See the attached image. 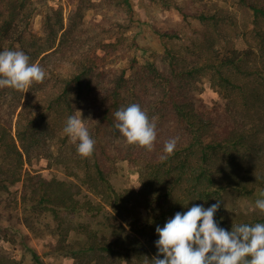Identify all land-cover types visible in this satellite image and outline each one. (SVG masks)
<instances>
[{"label":"trees","instance_id":"obj_1","mask_svg":"<svg viewBox=\"0 0 264 264\" xmlns=\"http://www.w3.org/2000/svg\"><path fill=\"white\" fill-rule=\"evenodd\" d=\"M104 1L111 11L123 9L127 23L114 25L124 33L84 50L79 43L84 36L72 26L78 5L80 12L89 10L91 0L77 1L68 26L62 10L46 12L40 31L36 19L41 12L34 0H0V51H23L46 72L42 83L25 91L0 89V205L10 213L22 205L26 212L90 216L104 224V232L112 230L114 238H108L88 224L73 228L61 221L53 235L59 241L57 252L67 256L88 264H123L115 260L132 254L152 264L158 252L156 227L177 212L194 204L208 208L219 200L214 219L231 231L236 224L228 214L230 198L250 197L264 187V0L247 4L253 19L250 29L244 24L246 49L238 48L233 38L212 45L205 56L166 46L164 68L157 66L153 53L144 63L135 55L146 48L140 47L138 34H128L138 22L132 0ZM221 14L218 10L198 18L216 25L224 21ZM156 33L172 41L180 38L173 32ZM121 58L127 65L115 67ZM206 76L220 94L212 106L198 86ZM133 103L156 124L152 151L129 145L115 127V112ZM84 110L91 111L85 124L95 141L90 157L80 156L78 141L63 132L67 118ZM172 138H178L176 149L164 159V143ZM35 159L63 167L76 183L26 170L25 164ZM119 161L139 169L140 191L115 189L111 177ZM19 184L18 198L19 190L12 188ZM84 189L88 194L83 195ZM125 226L132 234H126ZM6 230H14L13 239L26 237L15 228H0L5 240L10 241ZM73 233L85 241L75 245ZM29 251L35 264H46L33 248Z\"/></svg>","mask_w":264,"mask_h":264},{"label":"rangeland","instance_id":"obj_2","mask_svg":"<svg viewBox=\"0 0 264 264\" xmlns=\"http://www.w3.org/2000/svg\"><path fill=\"white\" fill-rule=\"evenodd\" d=\"M77 1L34 0V5L41 12V15L36 19V30L40 31L42 28L41 16L46 12L52 13L55 9L62 10L65 24L68 26L70 24V14L77 7ZM91 1L94 2V6L89 10L80 12L78 11L80 4L78 5L72 26L78 36H84L79 41L84 50L95 47L101 40L106 42L114 41L117 36H121L124 33V28L115 27L114 24L124 25L127 23L123 9L118 8L115 11H111L107 8L104 0ZM256 1L132 0L135 18L138 22L130 27L131 31L128 34H138L137 41L140 47L146 48L136 51L135 55L141 63H144L145 59L149 58L153 53L157 66L164 68L168 61L165 52L166 46L172 47L175 51L182 50L188 56L194 57L193 53L205 56L212 45H224L227 39L233 38L238 48L246 49L247 45L243 39V34L246 33L244 24L248 23V29H250L249 22L253 19L247 4ZM218 10L222 13L221 16L224 17V21L216 25L205 24L198 18L202 14L215 15ZM155 30L173 32L178 34L180 38H176L173 41L167 37L162 38ZM239 36H241V39H238ZM127 63L128 60L126 58H121L114 66L125 67ZM133 75V72H128V76L132 77ZM198 86L202 88V99L209 106L220 100V94L212 87L209 76L199 78ZM81 113L85 123L90 117L91 111L84 110ZM261 156H264V154ZM25 169L48 179L57 178L68 183H76V180L70 177L63 167L51 165L45 159H35L31 165L26 163ZM111 182L118 192L126 190L138 192L142 188L139 169L130 165L127 161H119L117 163ZM21 188V184L12 188L15 192L19 190V193H16L18 198L20 197ZM260 189H264V187L258 188L250 197L237 195L230 198L228 214L230 215V220H233L236 225L244 224L245 222L252 225L258 222L263 223L264 213L255 208V200L258 198V190ZM83 193V195H86L85 189ZM4 198L7 197L4 196ZM23 209L24 207L20 205L16 211L10 213L12 209L6 205H0V228H15V230H20L26 235V237L17 235L18 238L13 239L10 235L14 230L5 231V233L8 232L10 241L0 237V264H12L14 261L21 264H35L29 248H33L46 264H88L89 260H78L71 255L67 256L64 253L57 252L59 241L58 237L53 235L54 229L62 221L65 222V226L73 225L74 228L78 224L84 223L102 234L106 233L101 229L104 228V224L99 223L90 216L82 218L67 216L64 212H61L60 216H58L45 210L39 214L33 211L26 212ZM27 219L34 226L32 230L26 227ZM125 230L126 234H132L130 227L125 226ZM110 231L112 232V230ZM111 232L106 233L108 238H110ZM70 238L71 242H75V245L78 242L85 241L82 235H75V233ZM111 238H114L113 233ZM131 255L126 254L123 258L115 261H120L123 264H148L138 261L134 255Z\"/></svg>","mask_w":264,"mask_h":264},{"label":"clouds","instance_id":"obj_3","mask_svg":"<svg viewBox=\"0 0 264 264\" xmlns=\"http://www.w3.org/2000/svg\"><path fill=\"white\" fill-rule=\"evenodd\" d=\"M20 50L0 51V89L25 91L33 83H42L45 70ZM80 115L69 116L63 132L77 142V153L90 157L95 148L89 130ZM115 127L129 145L152 151L157 139L156 124L139 104L122 107L114 114ZM178 138L167 140L164 156L174 154ZM221 201L208 208L194 204L177 212L163 227H156L158 249L152 264H264V223L232 226L231 231L218 226L214 219ZM255 208L264 213V189L258 190ZM163 258H159L160 256Z\"/></svg>","mask_w":264,"mask_h":264}]
</instances>
